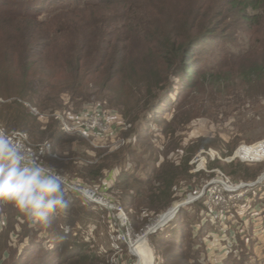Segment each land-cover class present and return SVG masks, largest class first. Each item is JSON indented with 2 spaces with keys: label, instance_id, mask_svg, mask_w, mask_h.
Listing matches in <instances>:
<instances>
[{
  "label": "trees",
  "instance_id": "obj_1",
  "mask_svg": "<svg viewBox=\"0 0 264 264\" xmlns=\"http://www.w3.org/2000/svg\"><path fill=\"white\" fill-rule=\"evenodd\" d=\"M232 22L246 26L244 32H250L251 37L236 50L237 54L225 55L224 62L211 66L203 82L211 91L221 89L220 92L227 91L239 98L240 92H233L235 89L244 87L241 90L246 94L255 91L258 84H264V0H0V100L4 101L0 103V125L8 131L28 133L34 145L50 142L51 154L57 150L62 152L67 134L54 116L47 123H41V112L53 114L61 107L60 97L65 93L74 99L85 98L92 82L126 85L125 80L133 82L134 76H140L139 91L144 93V99H138L135 105L139 113L132 122H136L139 130L134 129V133L140 135L137 131L148 130L157 122L160 132L167 134L171 123L159 120L167 111L162 105L170 101L175 89L162 84L168 74L166 77L160 66L178 70L177 109H183L185 92L198 87L200 68L193 55L197 52L205 58L221 43H236L237 36L227 34ZM220 51L233 53L225 47H220ZM8 83H12L11 89ZM230 84L235 85L230 87ZM25 104L40 110L39 116L33 115ZM231 105L228 101L227 107ZM192 109L180 116L184 124L202 114L200 109ZM148 113L154 114L152 119L146 118ZM82 142L83 147L90 148ZM131 145L113 153L100 152L96 162L86 160L89 165H84L86 155L69 157L66 163L61 159L57 165L74 176L95 182L120 166L125 160L124 154L134 155L136 144ZM192 145L195 148L180 164L164 162L146 172L143 178L125 176L121 170L115 187L133 188L128 196L132 202L145 196L148 206L158 198L165 200V206L171 205L175 201V184L190 178L188 163L192 155L209 147L202 140ZM229 155L227 152L223 157ZM150 162L157 163L158 157ZM235 170L231 174L239 180L242 178L238 173L249 171ZM139 171L136 168L132 172ZM257 174L249 180H254ZM4 208L13 210L11 204ZM143 211L139 210L138 214ZM56 217L51 231L58 233V238H64L57 231ZM135 220L133 216L134 223ZM21 235V243L26 240L21 248L11 250V246L4 244L1 249L4 256L10 257L8 264H98L99 260L103 261L99 255L89 253V244L75 241L59 245L51 237L38 239ZM60 246L63 251H59Z\"/></svg>",
  "mask_w": 264,
  "mask_h": 264
},
{
  "label": "rangeland",
  "instance_id": "obj_2",
  "mask_svg": "<svg viewBox=\"0 0 264 264\" xmlns=\"http://www.w3.org/2000/svg\"><path fill=\"white\" fill-rule=\"evenodd\" d=\"M232 24L227 34L236 35V43L226 41L220 47L228 48L233 53L220 51L219 47L213 49L205 58L197 52L193 55V60L200 68L196 81L198 87L185 92L183 109H177L179 88L175 85L179 82L178 70L160 66L166 77L168 74L162 84H169L175 89L170 95V101L162 105L166 106L167 111L159 120L171 123L170 132L167 134L160 132L161 127L156 126L157 122L148 130L137 131L141 132L140 135L134 133V129L139 130L136 122H132L139 113V108L135 105L138 99H144V93L139 91L142 87L140 76H134L133 82L125 80L126 85H106L101 80L92 82L88 85L85 98L74 99L66 93L62 94L61 107L55 109L53 114L32 108L38 114L41 112L40 122L43 124L53 116L64 118L69 126L78 125V121L80 123L84 118H87L88 124L92 118L108 124L110 134L93 142L99 149H94L82 137L69 133L63 141L64 151L57 150L56 154L45 153L41 159L86 188L96 189L98 194L105 195L111 206L121 208L129 219L130 241L133 243L139 240L144 249L142 235H145L143 237L151 253L150 264H264V179L253 185L264 174V84H258L255 91L246 94L241 90L244 87L235 89L233 92L240 93L239 98H234L227 91L220 92L221 89L211 91V87L203 82L211 66L224 62L225 55L237 54L236 50L249 41L251 33L244 32L247 27L239 23ZM8 84L11 89L12 83ZM233 85L230 84V87ZM228 101L233 103L229 108ZM3 102L0 100V103ZM191 109H200L202 114L189 124H184L185 121L180 116H184L182 113L190 112ZM153 116V113H148L146 118ZM119 140L125 142L121 149L127 148L130 143L136 144L134 155L124 154V162L108 171L98 181L90 182L58 166L61 159L66 163L69 160L67 158H77L78 155H86L88 159H85L84 165H89L86 160L93 159L96 162L100 152L113 153L119 150L120 148H115ZM199 140L209 147L199 149L192 155L188 163L191 167L188 173L190 178L175 184V201L171 205L165 206V200L158 198L148 206L149 200L145 196L132 202L128 196L133 188L115 187L121 170L126 173L125 176L143 178L146 172L164 162L180 164L195 148L192 142ZM82 141L90 148L83 147ZM227 152L230 155L223 157ZM156 156L158 162L151 164L150 160ZM47 157L56 161V164H52ZM143 166L144 169L141 170ZM136 168L140 171L132 172ZM234 168L249 171H240L238 174L242 180H239L231 174ZM255 173L258 174L254 180H249ZM217 181H224L228 187H237V190L226 195L229 199L225 203L214 199L212 192L217 189ZM211 182L212 185L206 187ZM240 186L247 187L239 188ZM201 193L203 194L196 198ZM70 197L71 204L67 214L58 213L55 216L58 220L57 231L64 234L63 239L58 238V233L52 232L51 228L45 229L41 224L34 225L14 206L10 212L4 208L6 203H0V264H8L10 260L9 255L4 256L5 253L1 251L4 244L11 246V250H17L25 244L26 240L21 243L22 233L38 239L51 237L59 245L75 241L89 244V253L103 259L98 264H139V258L132 252L133 249H129L121 239L125 232L119 230L114 221L115 211L106 210L84 197ZM179 205L182 206L175 213V207ZM141 209L144 211L138 214ZM167 215L170 217L156 226ZM133 216H136L135 223L132 221ZM167 221L169 222L165 224ZM65 223L69 226L67 233L63 232ZM152 227L153 230L158 227L159 229L146 235ZM63 249L60 246L59 251Z\"/></svg>",
  "mask_w": 264,
  "mask_h": 264
},
{
  "label": "clouds",
  "instance_id": "obj_3",
  "mask_svg": "<svg viewBox=\"0 0 264 264\" xmlns=\"http://www.w3.org/2000/svg\"><path fill=\"white\" fill-rule=\"evenodd\" d=\"M27 134L0 129V203L11 204L35 225L51 228L56 214L68 212L70 188L64 176L41 157L51 154L50 142L37 153L28 150ZM69 226L65 223L63 232ZM61 239L63 237H60Z\"/></svg>",
  "mask_w": 264,
  "mask_h": 264
},
{
  "label": "built area",
  "instance_id": "obj_4",
  "mask_svg": "<svg viewBox=\"0 0 264 264\" xmlns=\"http://www.w3.org/2000/svg\"><path fill=\"white\" fill-rule=\"evenodd\" d=\"M25 105L29 108L30 112L33 115L39 116V114L37 112H35V110L30 108L27 104H25ZM54 117L57 120H59V122L61 124V129L64 133H66V134L73 133L75 135L82 137L94 149H99L95 144H93L95 139H98L104 135L107 136L108 134H110V132H109L110 129H109L108 124L104 123L103 121L94 120V118H92L93 120L90 119L91 123H89V124L87 123V118H84V120H82V122L79 123L80 120L78 121V125L69 126V125H67V123H65L64 118L57 117V116H54ZM0 129H4V128L0 125ZM19 132H21V131H19ZM124 143L125 142L123 140H119L117 142L115 148L116 149L120 148L121 146L124 145ZM25 144H26L28 150L35 151L38 153L40 151L41 147L45 143L34 145L29 141V138L27 135V139L25 140ZM102 148L103 147H100V149H102ZM108 152H110V151H107V153ZM61 174L64 176L67 185L70 188L75 189V191H69L68 194L70 196H72L73 198L74 197L75 198L84 197V198L88 199L91 203L102 206L106 210L116 212L115 217H114L115 218L114 221L117 223L118 229L121 230L123 233L125 232V235H123L121 239L123 242H125L129 246V249H131V245H130L131 241L129 239V235H130L129 234V231H130L129 225H130V223H129V219H128L126 213L121 208H116V207L111 206L110 203L105 198V195L98 194L96 189H92V188L88 189L79 181H77L73 178H70L68 175L63 174L62 172H61ZM224 180H227V179L225 178ZM217 184H216L217 189L213 190L212 193H214V199L216 201L221 202V203H225L226 200L229 199L228 197L226 198V195L228 193H232L235 190H237V187L232 188V187L226 186V184H224V181H217ZM210 185H212V182L210 184H208L206 187H209ZM241 187L243 188L244 186H240L239 188H241ZM245 187H247V186H245ZM202 194L203 193H201L196 198L200 197Z\"/></svg>",
  "mask_w": 264,
  "mask_h": 264
},
{
  "label": "bare ground",
  "instance_id": "obj_5",
  "mask_svg": "<svg viewBox=\"0 0 264 264\" xmlns=\"http://www.w3.org/2000/svg\"><path fill=\"white\" fill-rule=\"evenodd\" d=\"M168 216L170 217V215H167V216H165V217H162L160 220H159V222L157 223V225L156 226H159V223H164L166 220V218H168ZM169 221H167L166 222V224L168 223ZM165 225V224H164ZM163 225V226H164ZM153 228L154 227H152V228H150L149 229V231L150 230H153ZM157 229H159V227L158 228H156V229H154V230H157ZM143 233H145V232H143ZM143 236H145V235H142V238L144 239L143 241H144V244H145V247H144V249H143V246H142V244L140 243V241L139 240H136L135 242H131L132 243V248H131V250H132V252L135 254V255H137V257L139 258V264H150V260H151V258H150V255H151V253H150V250H149V248H148V246H147V244H146V240H145V237H143ZM139 241V242H138Z\"/></svg>",
  "mask_w": 264,
  "mask_h": 264
},
{
  "label": "water",
  "instance_id": "obj_6",
  "mask_svg": "<svg viewBox=\"0 0 264 264\" xmlns=\"http://www.w3.org/2000/svg\"><path fill=\"white\" fill-rule=\"evenodd\" d=\"M264 179V174H262L258 179H257V181L253 184V185H255V184H259L262 180ZM182 205H179V206H177V207H175L176 208V211H175V213L178 211V209L181 207ZM171 210V209H170ZM166 224V223H165ZM156 230H148L147 232H146V235H148V234H151V233H153V232H155Z\"/></svg>",
  "mask_w": 264,
  "mask_h": 264
}]
</instances>
